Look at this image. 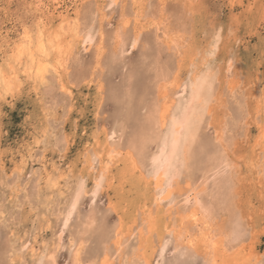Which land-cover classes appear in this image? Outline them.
I'll return each mask as SVG.
<instances>
[{"label":"bare ground","instance_id":"obj_1","mask_svg":"<svg viewBox=\"0 0 264 264\" xmlns=\"http://www.w3.org/2000/svg\"><path fill=\"white\" fill-rule=\"evenodd\" d=\"M1 1L4 0H0V4ZM34 1L38 16L31 22L35 24L43 19L47 26L46 37L51 31V25L65 18L79 21V35L71 38L70 47V37H65L63 41L64 66L59 70V76L50 80L46 86L32 88L40 96L44 106L45 127L31 137L30 143H23L18 151L19 159L12 158V168L9 170L0 147V182L10 191L11 202H14L19 212L15 214L17 218L12 217L16 228L10 230L9 235L13 239L9 241L5 253L3 252L5 261L8 260L9 264H60V254L66 248L69 258L65 264H165L166 256L173 255L179 243L181 249H187V252H176L170 264L174 261L196 264L198 257L202 258V264H224L229 260H253L258 264L264 258V253L258 249L260 236L264 233V219L258 228L255 215L244 209L242 194L245 186L257 189L258 195L263 198L259 211L264 215V148L258 144L260 120L264 119V116L258 118L259 110L264 106V83L257 78L256 84L250 82L247 85L235 69L236 56L230 51L226 52V58L219 59L220 52L226 48L227 35V39L233 34L237 41H241L238 34H235L237 28L232 20L230 26H227V34L225 23L217 25L215 20L210 23L211 32L198 34L195 21L204 12L201 5L203 0H84L73 12L61 7L60 0ZM232 1L231 5L235 10V4L242 0ZM170 2H173L171 7L174 6L177 11L174 14L176 21L173 23L177 28L172 27V21L164 15L165 11H169ZM4 9L5 11L0 10V52L7 59L5 50L10 54L15 48L25 23H21L18 18L22 31L18 34V39L13 41V27L7 24L11 21V14L7 8ZM161 10H164V14L159 17L157 12ZM263 20L264 17L261 21ZM149 28L150 31L153 30V41L157 44V53L153 59L147 54L150 45L143 37ZM36 30L33 28V31ZM88 33L92 35V41L85 43ZM217 34L218 41L215 39ZM133 42L136 44L135 48L131 46ZM142 43L144 47L139 53L142 54V64H147L146 81L142 88L137 89L133 85L136 73L129 67L126 69L128 64L124 66L127 70L125 81L111 97L112 102L121 103L122 106L116 107L111 124L107 121L101 124L97 122L91 143L85 146L81 156L83 169L75 175L70 165L62 168L60 164L49 160L47 153L50 148L58 149L59 153L64 154L68 150L66 129L63 122L62 127L58 128L61 121L57 114L62 108L68 113L73 110L74 88L81 80L85 82L90 77V74L78 69V66L82 67L81 54L93 53L95 67L92 71L95 72L102 64L105 68L109 67L135 50L139 51ZM214 43L217 47L213 53ZM36 55L38 57V53ZM55 55L57 54L54 53L53 56ZM0 67L7 71L5 62H0ZM20 75L22 77L23 74ZM205 81L204 87L209 98L208 115L204 117L198 147L194 149L192 171L173 182L169 191L174 201L169 206L163 187L158 190L156 182L147 178L144 157L130 153L129 143L133 136L150 133L158 108L167 106L172 111L183 105L191 98L192 85ZM97 88L100 97L97 110L99 121L105 100L101 80ZM224 94L228 100L223 99ZM46 95H50V99L47 100ZM136 99L140 104L137 109L134 105ZM249 100L253 101L252 106ZM133 120L136 122L133 123ZM251 120L256 123L257 135L250 139V131H243L244 139L241 140L242 135L233 130L240 123L249 126ZM207 128L213 129V138L208 134V137L204 135L208 139L202 136L203 130ZM203 137L211 143H203ZM217 141L220 143L217 144ZM199 146L203 147V152L199 151ZM149 148L155 150L154 145ZM241 149L245 151L240 152ZM114 150L117 155H113ZM218 151H224L235 168L230 177L213 181L208 173L213 171L215 161L210 157ZM63 158L65 155H61V161ZM241 166L247 167L248 172L253 175L242 177ZM101 174L104 175L103 187L93 197L91 192L95 190L96 181ZM137 176L150 196H143L142 206L138 207L133 220L125 221V216L116 209L112 199L107 201L104 212L98 210V200L109 188L117 185L123 190L127 181ZM81 180L84 192L77 201ZM192 190L200 191V205L194 202L184 203ZM85 199H88L90 207L86 212L82 210ZM6 212L1 207V217L5 218ZM101 212L104 230L101 227L100 231L102 237L107 238L103 239L101 253L92 252L88 253L89 257H85L89 243L87 235L96 229ZM26 215H29V219H35L31 230L21 228V234L20 218ZM111 215L117 216L115 225L106 227ZM193 215L196 219L191 218ZM74 216L78 221L76 228L72 226ZM53 221L57 224L56 231ZM37 224H40L39 227ZM234 230L241 233L239 240L231 238ZM49 231L54 240L46 237ZM181 231L185 237L183 242L178 239Z\"/></svg>","mask_w":264,"mask_h":264},{"label":"rangeland","instance_id":"obj_2","mask_svg":"<svg viewBox=\"0 0 264 264\" xmlns=\"http://www.w3.org/2000/svg\"><path fill=\"white\" fill-rule=\"evenodd\" d=\"M4 1H1L2 4H0V8H1L0 10L2 11L3 9L5 11L4 8H7L10 11L11 21H8L7 24L9 27H13V31H12L13 33L11 35V39L14 41L18 39L17 38L18 34L22 31V25H20L19 23L21 22L23 24L24 23L26 24L27 22H31L32 19L35 20L38 16V10L36 9L34 0H4ZM83 2L84 0H60V3H62L60 6L73 12L76 9L77 5L83 4ZM232 2H233L232 0H203L201 5L204 7L203 8L204 12L200 13L201 15L199 14L198 17H196L197 19L195 21V24L197 25L196 32L197 33L199 32L198 34L205 33V31L206 33L211 32L212 30L210 23L211 21L215 20V23L217 25H220V23L221 24L225 23L224 28L226 33L227 26H230L229 23L230 20H232V24L237 28L235 34H238L237 37L238 38L240 37L241 41L239 40L237 41L236 37L233 34L229 39H227L228 36L227 35L226 42L227 41L228 42L226 44L224 43L226 48H224V50L220 52L221 56L219 55L220 56L219 59L222 60V58L223 59L226 58L225 57V55H227L226 52L230 51L233 56H236L235 69L237 70V72H239L240 76L243 78L242 80L245 81L247 85L250 84V82H253L252 83L253 85L256 84L257 78L259 81H262V83H264V20L261 21L262 17H264V0H242L240 3L237 2L235 4L234 6L235 10L231 5ZM156 3L157 1H155V4ZM172 3L173 2H170V6L168 5L169 6V11L167 10L168 12L165 11L164 14V10L163 11L161 10L157 12V16L160 17V14L161 15L164 14L165 17L170 18V20L172 21L171 26L177 28L176 26H173V23L176 21V19L174 18V14L177 11L174 10L173 8L174 6L171 7ZM230 6L232 9L230 8ZM236 15L238 17H236ZM18 18H20L21 20L20 22L17 21ZM149 31L150 28L148 31L145 32L143 37L146 39V41L149 42L150 46L147 49V54L148 56H152L153 59V57H155L156 56L155 54L157 53L156 52L157 44L153 41V35L151 33L153 30L150 32ZM142 47H144L143 43L140 44L138 48L139 51L135 50L131 54H128L124 59L120 60L118 63L110 65L109 67L107 66L105 68L104 64H102V67L101 68L98 67L95 72L92 71V68L95 67L93 63L94 60L92 59L93 53L88 52L86 54L84 53L81 54L82 64L80 65H82V67L78 66V69L80 71L82 70L83 72H86V74L88 75L90 74V77L85 82L81 80L78 83L77 87L74 88L73 110L70 113H68L67 110L65 111L62 108L57 114V118L59 119V121H61L60 123H58L60 124V126L58 125V128L62 127V122H63L66 129V135L68 136V141H69L68 150L64 154L62 152L59 153L58 149L52 150V148H50L47 153L49 160L53 161L54 163L60 164L62 168H65L67 165H70L73 168L75 175H77L83 169L81 156L85 149V146L91 143L92 135L96 130L95 126L97 122L98 123L100 122L101 124L107 121L109 124H111L114 120L113 118V115L115 114L114 112L116 111L117 108H121L119 106H122L121 103L117 104L115 103V101L112 102L111 97H113L114 91L116 89H119L122 83H124L126 77L125 75L127 73L126 71L128 70L127 68L129 67V69L133 71V73L134 72L136 73L135 74L136 77L134 79L133 85L137 89L142 88L143 82L146 81L147 64L146 66L142 64V60H140L142 54L139 53ZM233 53H235L236 55ZM105 58H107V54L105 55ZM164 58L166 59V54H164ZM5 60L6 57H3L0 52V62L4 63ZM127 64L128 66L126 67L127 69L126 70L124 66H126ZM107 69L109 71H107ZM99 80H101L104 85L103 93L105 95V100H104L103 110L101 112L100 120L98 121L97 110H98L100 97L97 87ZM25 88H27V85H25ZM44 92L45 91H43V93ZM134 92L137 93V90H134ZM43 93L41 92V94ZM226 94L223 95V99L228 100ZM46 96L48 97L46 98L47 100L50 99L51 97L50 95L49 96L46 95ZM39 97L40 96L36 95V93L32 91V89H29L27 91L21 89V91L17 94L15 99L8 98L7 102L0 101V104L2 106V107L0 106L1 107L0 112L2 113V114L0 113V147L2 154L4 153L3 156L6 157L5 161L8 170L12 168V158L14 157L16 158V160L19 159L18 151L21 149L23 143L25 142L30 143L31 137L34 134H38L39 130H41L42 127H45L46 125L44 106L42 105L40 101L41 98ZM249 103L250 106H252L253 101L249 100ZM138 104H139L138 99H136L134 104L136 109L138 106H140V104L139 105ZM135 120H133L134 121L133 123L136 122ZM247 130L250 131V139H254L255 136L257 135L256 123L254 122V120L250 121L249 126H246L245 123L238 124L236 126V129L233 131H235V133L236 132L240 133L243 137L242 132ZM213 133H214L213 129L207 128L203 130L202 136L208 134L211 136V138H213L214 135ZM208 135L206 136L208 137ZM206 136L204 137L207 138ZM204 137H203V143L204 141L211 143L210 141L207 140L208 138L205 139ZM242 137L241 140L244 139V137L243 138ZM211 138L209 137V140H211ZM243 150L244 149H241L240 152H243ZM61 155H65V158H63L62 161L60 159ZM240 168L242 169L241 170L242 177L253 175L251 172H248L247 167L241 166ZM138 178L139 177L137 176L136 178L129 179L127 181V184L124 185L123 190H120V188L117 185L109 188L107 193H104L101 196V199L98 200V208H99L98 210L104 212L106 209V204L108 203L107 201L112 199L116 209L120 211V214L125 216V221L130 222L131 220H133L135 215L138 213L137 210L142 206L144 199L143 196L147 198H149L150 196V192L144 189L143 185L140 182V178L139 179ZM6 189L7 188H4L0 182V209L1 207H3L5 212L7 211L6 215L4 216L5 218L1 217L0 214V234H1L0 264H7V263L9 264L8 260H7L8 262L5 261L4 258L5 255H3V252L5 253V249L7 245H9L8 244L9 241L13 239V237L9 235L10 230L12 228L13 229L16 228L14 226L15 224L12 220V217L17 218L15 214L19 213L18 209L15 207L14 202L13 201L11 202L12 198L10 197V193H9L10 191L9 190L7 191ZM258 192L259 191L255 188L250 189V187L245 186L243 188L242 195L244 200L243 203L244 209H247L249 213L255 215L254 220L256 222V226L259 228V226L263 222L264 215H261V212L259 211L260 207L262 206L263 198L261 199V196L258 195ZM87 201L88 199H85L83 201L84 204L82 206V210L84 212H86V210H89L88 208H90ZM102 212L98 215L99 220L97 222L96 229L93 231V233L91 232L90 234L87 235V238L89 239V243H88V248H86L85 250V257H89L88 253L102 252L103 239L107 238L104 236L102 237V232L100 231L101 227L104 225L102 224L103 222ZM28 217L29 215L20 218L22 222V227H19L21 234L23 232L21 228L28 231L31 230L32 221L35 218L31 217L32 219L30 218L31 219L30 220ZM116 219H117L116 215L109 216V218L107 219L108 221L106 227L115 225L114 222H116ZM72 221H73L72 226L76 228V226L78 225V221L76 220L75 216L73 217ZM39 225L37 224L38 227ZM53 226H54V231H56L58 229L56 221H53ZM1 232H3L4 234ZM68 233L69 232H67V234ZM46 237L54 240L51 231L47 233ZM258 247H259L258 248L259 251L261 253H264V233L260 236V245ZM172 257L173 255L170 254L167 255L166 256L167 260L165 264H170V262H172L173 260ZM68 258H69L68 251L65 248L60 254L59 263L65 264V261ZM197 260H196V264H202L201 257H198Z\"/></svg>","mask_w":264,"mask_h":264},{"label":"snow or ice","instance_id":"obj_3","mask_svg":"<svg viewBox=\"0 0 264 264\" xmlns=\"http://www.w3.org/2000/svg\"><path fill=\"white\" fill-rule=\"evenodd\" d=\"M78 25V20L73 21L70 18H65L52 24L51 31L48 32L46 37L47 26L43 19H39L35 24L27 22L23 26L22 35L15 48L11 50L10 54L7 49L5 50L7 71L4 67H0V101L7 102L8 96L15 99L21 89L27 91L40 85L46 86L50 80L58 77L59 70L64 66L65 47L63 41L65 37H70V47L71 38L79 35ZM33 28L37 30L33 31ZM215 39L219 40L218 34ZM90 41H92V35L88 33L84 42ZM131 46L135 48V42ZM216 47L217 44L214 43L213 53ZM54 53L57 55L53 56ZM25 59H27V64H25ZM21 73L23 74L22 77ZM205 83L206 81L193 84L191 98L174 110L169 111L167 106L162 109L158 108L150 133L144 136H133L129 143L130 153H136L144 157L147 178L156 182L158 190L163 187L165 194L168 196L169 206L174 201V197L169 191L173 187V182L185 173L192 171L194 149L198 147L201 126L204 124V117L208 115L209 98L204 87ZM25 85H27V88H25ZM185 90H187V84ZM259 116H264V106L259 110L258 118ZM260 129L258 144L264 148V119L260 120ZM216 143L219 144L220 142L217 141ZM150 145L155 146L154 151L149 148ZM199 151L203 152L202 146H199ZM117 154L114 150L113 155ZM109 159H111V156ZM210 159L215 161L213 171L208 173L213 181H218L221 177H230L233 174L235 165L227 158L224 151L216 152ZM262 167H264V162H262ZM103 182L104 175L101 174L96 181L95 190L91 192L93 197L101 191ZM189 188L192 189L191 184H189ZM83 192L84 183L81 180L77 201ZM200 195L199 190L189 191L188 198L184 200V203L194 202L200 205ZM159 199L160 197H158ZM92 202L95 203V200ZM75 207L74 203L73 209ZM191 218L196 219V216L193 215ZM145 222L147 223V221ZM65 227H67L66 222ZM240 236L241 233L235 230L231 234V238L234 240H239ZM178 239L180 242L184 241L185 237L182 231L179 233ZM176 252L185 254L187 249H181L178 243ZM176 252L173 255H176ZM173 264H185V262L174 261ZM224 264H257V262L253 260H229L225 261ZM258 264H264V258Z\"/></svg>","mask_w":264,"mask_h":264}]
</instances>
